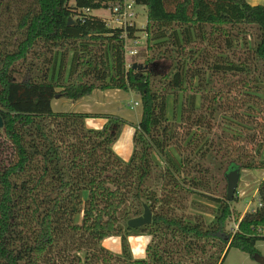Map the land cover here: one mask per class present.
<instances>
[{
	"label": "trees",
	"instance_id": "trees-1",
	"mask_svg": "<svg viewBox=\"0 0 264 264\" xmlns=\"http://www.w3.org/2000/svg\"><path fill=\"white\" fill-rule=\"evenodd\" d=\"M110 1L0 0V264H224L230 248L253 258L264 240V177L256 205L227 233L230 203L208 193L206 161L223 177L264 170V6L136 0L154 52L139 70L124 55L138 28L125 37L92 14ZM160 60L168 72L154 70ZM95 89L140 97L127 161L112 150L125 119L51 108L54 97L76 101ZM91 117L106 123L86 128ZM188 193L216 204L211 221L179 214ZM144 204L151 223L128 227ZM142 233L153 237L147 258L133 259L128 236ZM111 236L120 254L102 247Z\"/></svg>",
	"mask_w": 264,
	"mask_h": 264
},
{
	"label": "rangeland",
	"instance_id": "rangeland-1",
	"mask_svg": "<svg viewBox=\"0 0 264 264\" xmlns=\"http://www.w3.org/2000/svg\"><path fill=\"white\" fill-rule=\"evenodd\" d=\"M137 12V16L134 19V25L135 27L138 28L135 37L134 38H128L126 39V48H124V55H125V67L128 68L130 66L133 67V65H136V67L139 70L142 69H148L151 68V64H149L148 59L153 57L154 52L149 48V44L146 42V31L143 30L146 26V21H147V15H146V7L144 5H137L135 8ZM92 14L100 16L104 19H108L110 17V11L109 9H95L92 11ZM151 45V44H150ZM203 44H199L198 42L196 43V46L199 49H203ZM154 50H156L154 48ZM207 50V51H205ZM205 53H207V56H211L210 50L205 49ZM130 51H135V54H131ZM169 65L170 61L169 60H160L157 62L155 66H153L155 71H164L168 72L169 71ZM20 77H17V79ZM156 81V80H155ZM159 86V85H158ZM180 99V97H178ZM181 100V99H180ZM137 102V101H136ZM138 107L141 108V102ZM51 108L54 112H69L73 111L76 107L73 101L65 98V97H54L51 100ZM139 108H136L137 111H139ZM168 114L170 117L172 116V110L171 106L169 105L168 108ZM218 117V116H217ZM218 123H219V118L215 120V126H214V133L218 134L221 130L218 128ZM126 124H130L127 122ZM125 125V124H124ZM217 125V127H216ZM134 127L132 124L130 125ZM97 130V129H95ZM135 132V131H134ZM120 135V134H119ZM118 135V137H119ZM213 139L215 136L211 134ZM118 139V138H117ZM116 139V140H117ZM225 148V145H222V149ZM132 152H133V147H132ZM132 155V153H131ZM130 155V156H131ZM215 156V155H214ZM220 157V156H219ZM194 159V158H193ZM193 163V162H191ZM206 163L209 165L211 169V175L206 176V181L208 182L209 185V191L208 193L210 195H214L217 197L223 198L225 196V189H226V181L225 178L222 175V171L218 172L216 170V162L212 160L211 158H208ZM191 164L188 165L187 168L191 167ZM161 166H164L162 163ZM250 173L252 170L245 169ZM156 171H153V174L151 178L148 181V184L150 185L153 183H156L155 177H156ZM194 174L192 173L191 176ZM213 175V176H212ZM153 177V181H152ZM239 192V188L236 189V196L237 193ZM186 199L183 201L185 204V208L183 210H178L179 214H183L185 217L188 219L194 220L197 217L203 218L205 222H209L212 220L214 213L216 212V204L207 200L204 197H201L197 194L193 193H188L185 194ZM256 196H248V197H238L237 200H233L230 202V208H231V215L229 219L226 221V232L227 233H233L234 230L236 229L235 227L238 224V217H241V213L245 208H252L256 205ZM248 209V210H250ZM245 213V212H244ZM143 234V233H142ZM137 236L141 234H136ZM136 235H131V236H136ZM114 237H119V239H115L120 242V247H121V238L120 236H113ZM128 240V239H127ZM129 244V242H128ZM130 246V244H129ZM255 247L257 251L264 257V240H259L256 242ZM111 251V250H110ZM113 251V250H112ZM121 253V252H120ZM119 253V254H120ZM117 254V253H116ZM224 264H258L251 256H249L247 253L241 251L238 248H230L229 251L226 254V257L224 259Z\"/></svg>",
	"mask_w": 264,
	"mask_h": 264
},
{
	"label": "crops",
	"instance_id": "crops-1",
	"mask_svg": "<svg viewBox=\"0 0 264 264\" xmlns=\"http://www.w3.org/2000/svg\"><path fill=\"white\" fill-rule=\"evenodd\" d=\"M250 5H263L264 0H246ZM140 103V97L130 90L121 89H95L88 96L82 97L76 101L75 109L70 112H83V113H93V114H114L122 117L130 124H125L120 131L118 139L112 144L113 152L122 160L127 161L130 158L133 147V135L134 132L131 130L136 126L142 114V109L133 104L135 102ZM139 108V111L136 110ZM106 123V119L91 117L84 120V125L89 129H101ZM252 170L250 173L245 169L240 170V177L238 181L239 192L238 197H248L256 196L257 187L260 181L264 177L263 169H248ZM250 208H245L241 213V216ZM137 236V235H136ZM108 237L101 242L102 247L112 252L113 254H119L121 252L120 242ZM128 236V242L130 244L131 255L133 258V252L139 246V242L130 241ZM113 250V251H112ZM134 259V258H133Z\"/></svg>",
	"mask_w": 264,
	"mask_h": 264
},
{
	"label": "water",
	"instance_id": "water-1",
	"mask_svg": "<svg viewBox=\"0 0 264 264\" xmlns=\"http://www.w3.org/2000/svg\"><path fill=\"white\" fill-rule=\"evenodd\" d=\"M136 65H133L135 68ZM3 127V119L0 115V129ZM240 177V169L238 167L230 168L224 173L226 181L225 199L227 202L234 200L236 196V189L238 187V181ZM152 220V212L146 204L143 205V213L140 216L133 217L127 220V226L130 228H139L144 225H148ZM253 259L258 264H264V257L260 253H256Z\"/></svg>",
	"mask_w": 264,
	"mask_h": 264
},
{
	"label": "built area",
	"instance_id": "built-area-1",
	"mask_svg": "<svg viewBox=\"0 0 264 264\" xmlns=\"http://www.w3.org/2000/svg\"><path fill=\"white\" fill-rule=\"evenodd\" d=\"M138 4L136 3V0H111L110 1V7L108 8L110 11V17L106 20V23L108 26L112 28H121L124 30V35L126 33V29L134 25V19L137 16V12L135 10L136 6ZM126 37V35H125ZM126 39L125 38V45L124 48H126ZM131 54H135V51H130ZM134 106L138 105V102H135L133 104ZM238 224L235 227L237 230ZM234 230V231H235ZM264 233V229H263Z\"/></svg>",
	"mask_w": 264,
	"mask_h": 264
},
{
	"label": "clouds",
	"instance_id": "clouds-1",
	"mask_svg": "<svg viewBox=\"0 0 264 264\" xmlns=\"http://www.w3.org/2000/svg\"><path fill=\"white\" fill-rule=\"evenodd\" d=\"M131 131L134 132L135 129H132ZM114 239H119V237H114ZM152 239L153 237L147 233H143L135 237H129L130 241L134 240V241L139 242V246L133 252L134 259H146L147 258L146 250H147V247L151 244Z\"/></svg>",
	"mask_w": 264,
	"mask_h": 264
}]
</instances>
